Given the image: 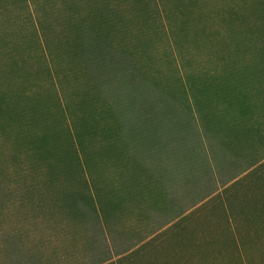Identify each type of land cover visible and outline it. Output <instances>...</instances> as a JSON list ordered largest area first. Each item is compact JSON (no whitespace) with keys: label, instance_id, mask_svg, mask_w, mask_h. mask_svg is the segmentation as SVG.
<instances>
[{"label":"rangeland","instance_id":"rangeland-1","mask_svg":"<svg viewBox=\"0 0 264 264\" xmlns=\"http://www.w3.org/2000/svg\"><path fill=\"white\" fill-rule=\"evenodd\" d=\"M70 1L0 0V97L25 117L0 120V264H264L261 180L222 195L226 211L218 199L199 206L264 157V0ZM93 6L114 10L109 40L145 67L154 114L162 97L187 99L186 146L164 121L159 146L121 145L124 160L104 153L94 113L117 72L95 87L93 72L107 69L67 26ZM205 73L214 94L199 87ZM71 122L93 156L84 174L67 167ZM34 137L46 139L37 155Z\"/></svg>","mask_w":264,"mask_h":264},{"label":"trees","instance_id":"trees-1","mask_svg":"<svg viewBox=\"0 0 264 264\" xmlns=\"http://www.w3.org/2000/svg\"><path fill=\"white\" fill-rule=\"evenodd\" d=\"M74 1L75 0H71L70 2L72 3ZM101 7L102 6H93L89 9L86 16L76 18L74 22L69 23V25L67 23V26L72 29L71 31L74 34L82 36V54H85L86 56L87 54H90L93 60L101 61L107 69V71L102 72L101 67H99L93 72L94 76L92 84L95 87H100L99 85H107L104 83L102 77L103 75H110V72L112 71L117 72V82H113V84L117 86H115L112 90L110 84L108 90L110 93L109 99H105V101L100 105L101 114L99 111L97 114L94 113L95 116L98 117L99 122L102 123H100L97 127L98 130L101 131L102 136L105 137L104 153L107 152L109 156H114L118 160H124L126 156L123 154V150L120 147L121 145L125 144L131 146L133 143H146L150 147L159 146L160 144H158V141L161 139L159 131H161V128L164 126V121H167V124L172 126L173 129L171 134L174 135L180 133L182 135V145L186 146V143L189 142L187 140L188 137L191 136V139L194 138L193 131L191 129V125L194 121V115L190 109V105L187 104V99H184L183 103L180 104L176 102L173 97H171V100L162 97L159 99L161 104L160 111L156 114L153 113L155 105L150 101L148 94L151 95L153 93L156 95L159 91L156 87H153L151 90L148 88V78L146 76L145 67L143 66L138 68L137 65L133 64L132 53L126 51L122 47L119 49L115 48L114 46H116V43L109 40L117 37L115 34L120 22L117 21L118 19L111 7H103V9H101ZM119 31H121V28ZM118 38L120 40L121 35ZM89 62L91 65H94L90 60ZM257 73L261 78L264 77V69L262 67L258 69ZM224 75L225 77H228L227 73ZM211 76L212 75L205 73V75L198 79V82L200 89H205L204 91L209 94H214L213 84L209 88L206 87V81L211 79ZM86 84H88V82L85 81V85ZM222 85L224 86L225 83ZM117 89L119 91L118 93H116ZM221 100L222 105L224 104V108L222 107V110L227 109V104L232 103L228 96L222 97ZM3 103L4 99L0 97V120L2 118L3 124L8 120L21 122L25 119L22 112L18 109L13 108L12 110H8ZM206 104H204L203 107ZM130 111H133V113H130ZM201 111L202 110L198 111L200 117L199 122L202 131H205V123L203 121V113ZM206 113L209 114L208 112ZM113 120L121 121L118 127L114 128L112 125L114 123ZM71 128L72 133H69L70 157L67 167L71 169L78 168L80 172L84 174L88 172L90 159L93 156L84 151L85 148L82 146L79 134L77 133L73 122H71ZM242 129V127H239L233 130L241 132ZM19 137L21 138L23 136L19 135ZM202 137L206 139V134L204 132ZM173 138L174 140L180 142L178 137ZM119 140H124V142H119ZM42 142L43 144L46 143L45 137L42 139L35 137L29 139L28 143L31 146V150L36 155L44 150ZM37 151H39V153H37ZM241 174L242 176L238 179H235L236 175H233V177L223 182L221 184L222 190L217 192L215 195L212 193H210V195H206L205 199L199 206H205L212 200L218 199L220 206L225 209L226 204H224L221 200V196L227 194L230 195L232 191L235 190L234 187L238 185L241 186L244 182L247 183L253 179H258V181L261 180L262 184H264V157H262L258 162L250 164L248 167L243 169L238 176ZM196 210L189 211L188 213L182 215V218L180 219L181 224L185 222L189 218L190 214L194 213ZM224 211H226V209ZM262 212L264 213V206ZM176 225H178V222L162 229L158 234L162 235L166 230L172 227L174 228ZM233 245L240 253L241 244L234 241Z\"/></svg>","mask_w":264,"mask_h":264}]
</instances>
